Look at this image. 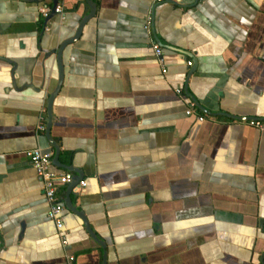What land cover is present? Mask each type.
Segmentation results:
<instances>
[{"label": "crops", "instance_id": "0c3cea01", "mask_svg": "<svg viewBox=\"0 0 264 264\" xmlns=\"http://www.w3.org/2000/svg\"><path fill=\"white\" fill-rule=\"evenodd\" d=\"M52 2L0 0V264H262L264 0H89L53 105L86 184L60 187L61 231L26 152L55 154L38 127L91 9L46 23Z\"/></svg>", "mask_w": 264, "mask_h": 264}, {"label": "built area", "instance_id": "2783aa9c", "mask_svg": "<svg viewBox=\"0 0 264 264\" xmlns=\"http://www.w3.org/2000/svg\"><path fill=\"white\" fill-rule=\"evenodd\" d=\"M53 1V0H52ZM40 15L43 18H49L51 14L54 12L56 15L65 18V9L62 3L58 2L57 5L53 6V2L51 4H43L39 9ZM153 26V17L149 16L147 18V23L145 25V29L150 31ZM48 30V28H47ZM153 49L155 55L158 58H161L163 55V50L158 43L153 44ZM192 65V62L188 63ZM177 93L182 94V89H177ZM195 106L192 104L189 110L187 111V115L192 116L194 114ZM200 120H204V117H200ZM249 124L252 127H255L261 131H264V121L261 120H250ZM39 130L44 132L46 130V126L44 123L39 125ZM27 157L29 158L32 166L36 170L39 178L43 183L44 195L48 204V217L54 222L55 226L58 230H62L64 225L63 214L66 210L65 203L60 196V187L64 185H68L73 181V174L68 171H58L54 168L53 164V153L43 151L40 148L31 149L26 152ZM82 186H86L85 182H81ZM61 240L63 245H67L68 241L65 235L61 234ZM67 260L69 264H75L76 257L74 255H68Z\"/></svg>", "mask_w": 264, "mask_h": 264}, {"label": "water", "instance_id": "95a60500", "mask_svg": "<svg viewBox=\"0 0 264 264\" xmlns=\"http://www.w3.org/2000/svg\"><path fill=\"white\" fill-rule=\"evenodd\" d=\"M42 1H45V0H42ZM89 2V0H87ZM59 2V0H53V6L55 8V6L57 5V3ZM89 7L91 9V13L85 17L80 26H79V29L76 33V35L63 42L57 52V61H58V67H59V82H58V85H57V88L52 92L50 93L46 103H47V125H46V130H45V133H46V136L47 138L51 141L54 149H55V154L53 153L54 155V159H53V164L56 166V167H59V168H62V169H65L66 171H72L74 173H76V175L74 176L73 178V181L71 183H69V188L67 190V193H71L74 191V189L76 187H79L81 182L84 180V175L82 173V171H80L79 169H76L75 167L71 166V165H64L60 162V154H61V147L59 144H57L55 141L52 140L51 138V131H52V126H53V105H54V101L57 97V95L59 94L60 90H61V87H62V84H63V80H64V65H63V59H62V54H63V50L65 49V47L68 45V44H71L75 41H77L82 33V30L84 28V25L87 23V21L89 19H91L95 13H96V5L94 3H90L89 2ZM54 16H56V14L53 12L51 14V16L49 18H46V23L52 19ZM51 54H56L55 51H52ZM48 152H51V151H48ZM69 195V194H68ZM68 203V208L72 209V203L70 200L67 201ZM81 217L83 218L84 220V223H85V226L87 228V231L90 233V235L99 242V239L97 238V235H95V233L93 232L90 224L88 223V221L84 218L83 215H81ZM261 263L264 264V255L262 256V260H261ZM106 264V263H105Z\"/></svg>", "mask_w": 264, "mask_h": 264}]
</instances>
